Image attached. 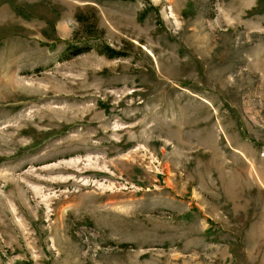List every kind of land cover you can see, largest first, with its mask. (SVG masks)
<instances>
[{"label": "rangeland", "instance_id": "rangeland-1", "mask_svg": "<svg viewBox=\"0 0 264 264\" xmlns=\"http://www.w3.org/2000/svg\"><path fill=\"white\" fill-rule=\"evenodd\" d=\"M0 264H264V0H0Z\"/></svg>", "mask_w": 264, "mask_h": 264}, {"label": "trees", "instance_id": "trees-1", "mask_svg": "<svg viewBox=\"0 0 264 264\" xmlns=\"http://www.w3.org/2000/svg\"><path fill=\"white\" fill-rule=\"evenodd\" d=\"M112 51L111 56H120L119 53L117 51H114L112 49H110Z\"/></svg>", "mask_w": 264, "mask_h": 264}]
</instances>
